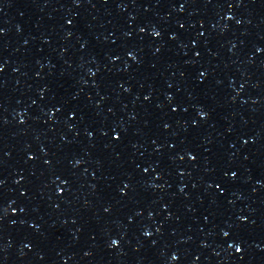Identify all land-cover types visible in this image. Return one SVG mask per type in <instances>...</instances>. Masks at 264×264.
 Here are the masks:
<instances>
[{
    "label": "snow or ice",
    "instance_id": "snow-or-ice-1",
    "mask_svg": "<svg viewBox=\"0 0 264 264\" xmlns=\"http://www.w3.org/2000/svg\"><path fill=\"white\" fill-rule=\"evenodd\" d=\"M237 251H239V249H237Z\"/></svg>",
    "mask_w": 264,
    "mask_h": 264
}]
</instances>
